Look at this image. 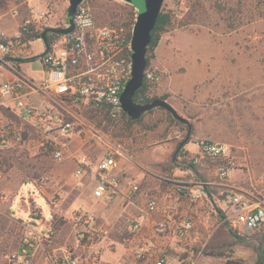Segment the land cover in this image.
<instances>
[{"label": "rangeland", "instance_id": "1", "mask_svg": "<svg viewBox=\"0 0 264 264\" xmlns=\"http://www.w3.org/2000/svg\"><path fill=\"white\" fill-rule=\"evenodd\" d=\"M28 4L35 5L36 1L0 0L3 31L11 34L21 24ZM91 4L102 24H124L129 20L126 12L131 5L122 0H91ZM68 7V1H50L51 27L68 20ZM163 7L173 16V24L162 35L150 63L159 67L163 74L161 82L152 85L150 95L167 96L166 100L192 124L191 141L184 148L190 153V159L197 156L199 141L213 140L230 145L242 171H236L235 177L230 176L226 182L235 192L255 202L257 199L251 193L256 195L259 189L256 182L264 177V0H165ZM41 48V42L34 43L35 53ZM22 68L37 81L45 77L38 57ZM88 117L96 123L91 115ZM171 117L164 109L149 111L135 126L131 138H116L111 132L100 129L108 140L120 144L129 157L122 161L124 170L119 174V195L112 201L97 200L92 196L96 164L104 151V145L94 139L77 137L73 143V153L85 155L92 162L83 188L77 187L75 160L53 162L36 155L34 144L0 151V264H5L8 253L17 249L22 223L34 219L38 208L44 222L51 221L56 228L52 247L67 246L84 257L97 253L101 264L144 263L134 259L130 225L140 213V207L150 198H157L161 215L174 209V202H183L186 208L195 212L199 207L198 211L202 212L219 211L217 204L212 205L208 199L203 198L198 203L183 199L175 186L149 173L215 183L209 187H214L213 199L220 200L219 204H223L225 193L230 190L219 185L220 180L216 179L218 165L208 159H199V165H202L196 178L187 169L189 163H185L182 156L178 158L182 167L172 171V161L188 135V128L185 124L173 123ZM12 121L9 114L0 111V135ZM210 177L214 178L211 180ZM41 178L46 182L36 188L35 184ZM134 184H138L140 190L131 195L130 188ZM123 188L124 194L121 193ZM55 194H61L64 199L52 206L49 199ZM78 211L94 216L98 230L92 239L79 244L72 220ZM197 218L195 230L201 233V238L195 248L199 254L207 234L205 228L199 226L198 215ZM185 242L177 243L185 248L183 256L188 257L191 246H186ZM217 243L216 248L206 243L202 262L210 256L216 257L214 264L259 263V237H239L231 242L218 238ZM194 259L174 263L192 264ZM263 260L264 251L259 264ZM34 264L44 263L38 260Z\"/></svg>", "mask_w": 264, "mask_h": 264}, {"label": "built area", "instance_id": "2", "mask_svg": "<svg viewBox=\"0 0 264 264\" xmlns=\"http://www.w3.org/2000/svg\"><path fill=\"white\" fill-rule=\"evenodd\" d=\"M37 1L35 5H27L15 35L6 34L0 27V111L9 114L13 120L0 135V151H13L34 144L36 155L53 162L75 160L77 187L83 188L87 169L92 162L85 155H75L73 143L77 137L94 139L104 145V151L96 164L92 196L97 200L112 201L120 188L119 174L124 170L122 161L129 160V157L120 144L108 140L88 115L96 111L106 114L115 124L122 121L125 112L121 95L132 78L134 27H127L123 23L102 24L95 16L91 0H84L74 15V30L67 35H58L49 44L46 55L41 56L46 50L41 34L51 27L50 1L53 0ZM54 27H68L67 20ZM37 41L41 42L42 48L35 53L33 46ZM36 57L40 59L45 75L40 81L22 69L23 65ZM162 77V71L153 64L145 70L144 79L151 85L159 84ZM196 147L199 157L191 159L192 162L199 164L201 159L219 161V185L230 189L224 199L227 210L214 212L220 218L221 225L239 237H259L264 242V177L256 182L259 188L256 191L261 195L251 193L255 198H263L250 202L226 182L232 172L242 171L230 145L202 140ZM149 173L175 186L179 196L192 203L207 197L205 187L215 184L179 179L176 175ZM45 182L41 178L35 187H42ZM139 190V185L134 184L130 194H136ZM63 199L61 194H55L49 199L50 205L57 206ZM167 213L160 214L159 202L153 197L148 199L133 220L130 235L131 241L138 240L133 253L136 261L143 262L155 257V249L141 241V236L147 231L155 236L186 241L195 230L197 219L192 213ZM39 214L38 208L34 212V219L22 223L19 245L15 251L8 253L5 264H34L38 260L44 264L102 263L97 253L84 257L67 246L52 247L56 228L51 221L45 223ZM72 220L78 244L92 239L98 231L96 219L89 213L78 211ZM205 247L201 248L200 253ZM156 257V264H165V252Z\"/></svg>", "mask_w": 264, "mask_h": 264}, {"label": "water", "instance_id": "3", "mask_svg": "<svg viewBox=\"0 0 264 264\" xmlns=\"http://www.w3.org/2000/svg\"><path fill=\"white\" fill-rule=\"evenodd\" d=\"M84 0H69L67 9V21L69 26L66 28L49 27L43 31L41 38L46 47L44 56L48 52L50 45L48 35H67L74 30V15L77 7ZM137 10V19L133 28L132 35V78L126 85L122 95L121 103L124 112L134 121L140 119L144 114L157 108L164 109L169 112L177 121L188 126V135L185 142L179 145L176 153L185 145L191 135L192 124L190 121L182 117L176 109L163 99H156L151 103L137 104L134 102V96L143 86L145 78V70L147 67V48L151 42V33L155 28L157 19L161 12L165 0H122ZM139 10V11H138ZM175 153V154H176Z\"/></svg>", "mask_w": 264, "mask_h": 264}, {"label": "trees", "instance_id": "4", "mask_svg": "<svg viewBox=\"0 0 264 264\" xmlns=\"http://www.w3.org/2000/svg\"><path fill=\"white\" fill-rule=\"evenodd\" d=\"M65 1V0H62ZM126 16L129 19L128 21L124 22L125 26H128L130 28H133L135 25V20L137 19V11L135 10L134 7H131L127 10L126 12ZM67 14V11H66ZM173 24V16L170 14V12H165L164 11V7H162L161 12L159 14V17L157 19L156 25L154 30L151 33V42L147 48V67L148 68L150 66L151 61L154 59L155 55V50L157 49L159 42L161 40V37L164 33H166L168 31V29L172 26ZM58 37V35H54V34H50L48 35V41L49 44H51L54 39ZM152 85L147 83L146 80L144 79V83L143 86L141 87V89H139L137 91V93L134 96V102L137 104H147V103H151L152 101L156 100V99H163L166 100L167 96H162V97H157V96H151L150 95V90H151ZM161 109V108H160ZM169 113V112H168ZM170 114V113H169ZM91 118H93L95 120V124L97 127H99V129H102L104 132H111L112 136L116 137V138H131L134 135V130H135V126L137 124H139L142 121V117L136 121L132 120L126 113H124L123 119L121 122L115 124L113 123L109 117L101 112H96V111H92L91 112ZM171 121L177 125H181V126H185L183 123L177 121L175 118H173V116L171 117ZM188 128V126H187ZM193 128V126H192ZM186 140V139H185ZM185 140H183L180 144H182L183 142H185ZM191 138L188 139V141L185 143V145L176 153V159L172 161V171L179 169L182 167L181 162L178 161V158L180 156L184 157V162L185 163H189V167L187 169H189L194 178H196L199 168L201 167V165L199 164H194L190 159V153L185 151V146L190 143ZM178 149V148H177ZM195 157H199V156H195ZM204 160V159H203ZM210 161V160H209ZM212 164L220 165L219 161H210ZM214 177H210V179L212 180ZM217 180H220V178L217 176L216 178ZM221 181V180H220ZM210 185L206 186V191H207V197H204L205 199H208V201H213V198L215 196V190L214 187H209ZM231 236L235 237V238H239L237 237V235L234 232H230ZM260 245L257 247V250L259 252V263L260 261L263 259V251H264V242L262 241V239H260ZM186 257V256H185ZM241 262H235V263H231V264H240ZM258 263V264H259Z\"/></svg>", "mask_w": 264, "mask_h": 264}, {"label": "crops", "instance_id": "5", "mask_svg": "<svg viewBox=\"0 0 264 264\" xmlns=\"http://www.w3.org/2000/svg\"><path fill=\"white\" fill-rule=\"evenodd\" d=\"M35 1L38 2L37 0H35ZM18 28H19V25L15 28V30L11 34H8L6 31H4V32L6 34H8V35H15L17 30H18ZM25 73H27V72H25ZM2 76L4 77V71L2 72ZM211 141H213V140H211ZM216 142H219V141H216ZM188 150H190V149H188ZM237 172H240V171H237ZM237 172L236 171L232 172L231 173V177L234 178L235 174H237ZM183 173H186V172H181V174H183ZM124 192H125V188H123L121 190V193L124 194ZM256 192H257L256 196L257 195H261L260 192H258V191H256ZM257 199H259V198H257ZM260 199H261V197H260ZM219 201L220 200H218V199L217 200L213 199V201L211 200V204L212 205L213 204L214 205L217 204V207L220 210H223V211L227 210L228 207H225L226 201L225 200L222 201V203L224 205L223 204H219ZM171 202H174V201H171ZM173 206H174V209H170L167 214L177 213V212L181 213V214L182 213H186V212H192V214L194 215L195 218H196V215H198L199 222H200L199 226L202 225L203 228H205L206 231L204 233L207 234L206 243L209 244V246H212V247L216 248L218 246V243H217V239L218 238L220 240H225L227 242H229V241L231 242L233 239H235L234 237L231 236V234L227 231V229L224 226L221 225L220 218L216 214L210 213V212L208 213L206 211L205 212L198 211V210H200V207L199 208L196 207L197 208L196 212L193 209L189 210L188 208H186V206H185V204L183 202L179 203V204L174 202ZM144 207H145V203H143V205H142V207H140V209L141 208L143 209ZM197 220H198V218H197ZM200 238H201V233H198V231H196V232L191 233L189 239L186 240L185 245L186 246H189V245L191 246V248L189 250V255L187 257L186 255L183 256V254H184L183 252H185V248L184 247L181 248L180 246H182V245H178V243H177L178 241H176L174 238L155 236L150 231H147L146 233H144L141 236V241L142 242H147L153 248V250L155 249V255H154L155 257L149 258L148 260L144 261L143 264H156V260H157L156 256H158L159 254H161L163 252L166 253V262H165V264H176L174 262L181 263V262L184 261L183 259H187L188 261H190L193 258H195L194 259L195 261L192 262V264H214V262H216V260H217L216 257L214 258V257L207 256L206 257L207 261L202 262V261H204V259L201 256L202 253H200V254L196 253L195 246L200 242L199 241ZM137 242H138V240L131 241V244L134 247V248H132V245H131V249L133 251L135 250V247H136L135 245H136ZM206 243L203 244V246L204 245L206 246ZM179 257H181L182 259L179 260ZM208 260H210V261H208Z\"/></svg>", "mask_w": 264, "mask_h": 264}]
</instances>
